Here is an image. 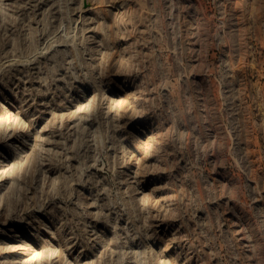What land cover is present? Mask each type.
<instances>
[{
	"label": "rangeland",
	"instance_id": "rangeland-1",
	"mask_svg": "<svg viewBox=\"0 0 264 264\" xmlns=\"http://www.w3.org/2000/svg\"><path fill=\"white\" fill-rule=\"evenodd\" d=\"M0 264H264V0H0Z\"/></svg>",
	"mask_w": 264,
	"mask_h": 264
},
{
	"label": "bare ground",
	"instance_id": "bare-ground-1",
	"mask_svg": "<svg viewBox=\"0 0 264 264\" xmlns=\"http://www.w3.org/2000/svg\"><path fill=\"white\" fill-rule=\"evenodd\" d=\"M119 4H120V3H118L116 7L119 8ZM115 5H116V4H115ZM121 6H122V5H121ZM124 6H125V5H124ZM121 11H122V10H121ZM121 11H120V12H121ZM122 13H123V12H122ZM125 13H126V12H125ZM119 14H121V13H119ZM117 16H118V15H117ZM118 17H120V16H118ZM124 18H125V17H124ZM116 19H117V18H116ZM116 23H117V24H115V25L118 26V28L121 27V23H120L119 18L117 19ZM122 24H123V23H122ZM116 29H117V28H116ZM129 85H130V84H129ZM134 96H136V95H134ZM132 98H133L134 101L139 100L138 98H134V97H132ZM139 101H140V100H139Z\"/></svg>",
	"mask_w": 264,
	"mask_h": 264
}]
</instances>
